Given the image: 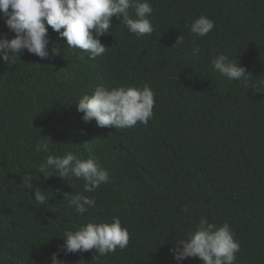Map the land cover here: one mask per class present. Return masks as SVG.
Here are the masks:
<instances>
[{"label": "trees", "instance_id": "obj_1", "mask_svg": "<svg viewBox=\"0 0 264 264\" xmlns=\"http://www.w3.org/2000/svg\"><path fill=\"white\" fill-rule=\"evenodd\" d=\"M0 264H264V0H0Z\"/></svg>", "mask_w": 264, "mask_h": 264}]
</instances>
